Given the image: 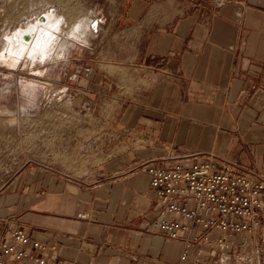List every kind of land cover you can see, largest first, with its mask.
<instances>
[{"label":"crops","instance_id":"crops-1","mask_svg":"<svg viewBox=\"0 0 264 264\" xmlns=\"http://www.w3.org/2000/svg\"><path fill=\"white\" fill-rule=\"evenodd\" d=\"M142 1L162 19L131 23L133 97L80 137L88 168L32 161L4 185L0 241L23 227L62 264H177L184 241L151 227L147 163L214 157L264 175V0ZM234 238L201 264H264V222Z\"/></svg>","mask_w":264,"mask_h":264},{"label":"rangeland","instance_id":"rangeland-1","mask_svg":"<svg viewBox=\"0 0 264 264\" xmlns=\"http://www.w3.org/2000/svg\"><path fill=\"white\" fill-rule=\"evenodd\" d=\"M143 3L0 0V190L32 161L88 168L80 137L119 118L135 93L131 23L162 19ZM73 21L81 36L67 34ZM41 26L58 35L42 59L31 51Z\"/></svg>","mask_w":264,"mask_h":264},{"label":"built area","instance_id":"built-area-1","mask_svg":"<svg viewBox=\"0 0 264 264\" xmlns=\"http://www.w3.org/2000/svg\"><path fill=\"white\" fill-rule=\"evenodd\" d=\"M146 170L158 212L151 219L153 231L184 241L177 264H201L204 246L225 252L236 234L264 222V175L257 171L236 170L214 157L170 165L151 161ZM46 248L23 227L14 228L0 241V264H62L48 257ZM237 261L249 259L238 253Z\"/></svg>","mask_w":264,"mask_h":264},{"label":"bare ground","instance_id":"bare-ground-1","mask_svg":"<svg viewBox=\"0 0 264 264\" xmlns=\"http://www.w3.org/2000/svg\"><path fill=\"white\" fill-rule=\"evenodd\" d=\"M80 25H81L80 21L70 22V24L67 25V28H68L67 34L72 35V36H81V31L79 29ZM45 28H42V26H41V28L38 29L40 31H39L37 37L35 36L36 37V39H35L36 45L31 49L33 55L36 57H40L41 59L44 58L45 56H47L50 52H52V50L56 46V41H57V37H58L57 33L55 34L52 30L45 29ZM60 28H65V27L61 26ZM41 29H45V32H42ZM21 45H23L24 48L26 46L23 43H21Z\"/></svg>","mask_w":264,"mask_h":264}]
</instances>
